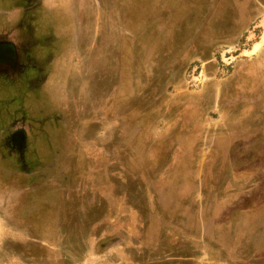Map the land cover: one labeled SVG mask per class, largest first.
<instances>
[{
  "label": "rangeland",
  "instance_id": "obj_1",
  "mask_svg": "<svg viewBox=\"0 0 264 264\" xmlns=\"http://www.w3.org/2000/svg\"><path fill=\"white\" fill-rule=\"evenodd\" d=\"M41 3L0 0L49 65L0 97V264H264V0Z\"/></svg>",
  "mask_w": 264,
  "mask_h": 264
},
{
  "label": "flooded vegetation",
  "instance_id": "obj_2",
  "mask_svg": "<svg viewBox=\"0 0 264 264\" xmlns=\"http://www.w3.org/2000/svg\"><path fill=\"white\" fill-rule=\"evenodd\" d=\"M26 1L28 4L22 9L25 15H30L33 10L39 11L40 6H43L42 0H35L33 7L31 4L33 0ZM18 9L17 5L10 7L7 11L0 12V16H2L0 25V44H2L0 45V83H3V86L0 87V97L5 96V101L7 99L9 101L15 100V95L12 94L14 90L25 89L26 91L27 89L29 91L30 86L34 88V90H30L31 92L40 90V85L49 72V65L45 60L42 63L43 66L42 64L34 65L31 60L33 55L31 54L32 46L29 45L30 37L22 38L21 31L23 30L21 28L25 26L24 30L27 34L28 28L34 23L31 17L29 19L23 18V11ZM16 44H19V49H17ZM43 59L47 58L44 57ZM29 74H34L30 80H28ZM24 78L28 81L26 82Z\"/></svg>",
  "mask_w": 264,
  "mask_h": 264
}]
</instances>
